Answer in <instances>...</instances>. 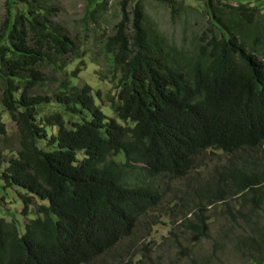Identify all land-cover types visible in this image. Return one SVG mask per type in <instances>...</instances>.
<instances>
[{"label":"trees","instance_id":"1","mask_svg":"<svg viewBox=\"0 0 264 264\" xmlns=\"http://www.w3.org/2000/svg\"><path fill=\"white\" fill-rule=\"evenodd\" d=\"M163 1L171 16L186 11ZM196 1L209 22L191 51L152 26L146 0L130 11L119 3L101 44L116 80L111 118L99 90L70 81L83 61L66 75L78 45L54 23L57 8L6 0L0 180L18 188L20 213L35 216L20 232L0 217V264H110L124 239L145 238L168 208L194 247L210 238L208 207L226 223L204 257L176 241L186 264H211L225 247L231 264H264V13L239 0ZM106 3L88 10L83 33L96 36Z\"/></svg>","mask_w":264,"mask_h":264},{"label":"rangeland","instance_id":"2","mask_svg":"<svg viewBox=\"0 0 264 264\" xmlns=\"http://www.w3.org/2000/svg\"><path fill=\"white\" fill-rule=\"evenodd\" d=\"M121 1L107 0L105 11L100 18H97L99 27L98 29L96 28V36H93L90 32L83 33L82 27L83 23H89L88 26L92 23L91 19L86 15L88 10L94 7L96 0L94 2L92 0H46L49 5L57 8L53 18L54 23L76 40L78 45V60L71 61L66 66V75L68 76L76 67H80L79 62L83 61L84 63L81 65L77 76L75 78L69 77L70 81L77 85L86 83L92 87L93 91L99 90L100 97L95 101L103 109L105 115L111 118H114L115 114L109 108L110 102H108V96L114 89L116 80L112 79V66L106 59L104 51L101 50V44L103 43L102 41L106 40L114 32L113 26L119 21L121 16L119 6ZM239 1L243 4L257 5L258 10L264 13V0ZM5 2L6 0H0V26L6 15ZM133 2L134 0H127V11L131 10ZM174 2H179L186 8V11H179L177 15L171 16L169 4L166 1L146 0L145 10L147 16L152 26L159 33L167 37L173 44L182 45L184 49L191 51L193 38H199L203 30L208 27V16L204 14L202 1L174 0ZM57 75L59 76V74ZM48 88L53 91L56 86L49 84ZM1 111L2 106L0 105ZM1 120L4 122L9 121V116L5 111L1 112ZM12 130L11 126L9 131ZM216 157L217 155L207 156V158H210V160L206 158L207 169L213 163L211 159L215 160ZM16 190H18L17 187H5L0 180V217H3L7 221L13 220L17 230L20 232L23 230L24 223L28 219L34 218L35 213L33 209H30L31 213L27 216L20 213L22 202ZM220 212V207H217L216 210L214 207H208L207 222L210 229V238L202 239L192 247L188 243L190 238L187 235L188 232H185L179 220H175L176 211L168 208L165 214L159 218L158 222L152 226L150 233L145 238L137 240L133 236L130 239H124L121 245L117 246L114 250L116 257L110 264H186L187 258L182 254L176 241L191 248L192 256L194 255L197 258L204 257L209 253L212 239H215L217 231L226 223V219L220 218V216L224 217ZM243 223L241 222V224ZM144 231L141 227H138L136 230L137 237H142ZM170 231L174 232L176 236L171 234ZM143 244L146 245L149 252L142 250ZM227 254L228 252L225 247L216 254L218 258H215L211 264H231L233 260H224Z\"/></svg>","mask_w":264,"mask_h":264}]
</instances>
